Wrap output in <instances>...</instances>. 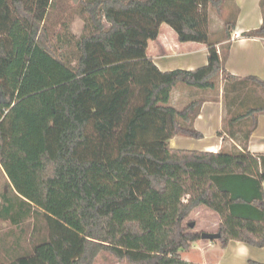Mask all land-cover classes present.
I'll return each instance as SVG.
<instances>
[{
  "label": "trees",
  "instance_id": "obj_1",
  "mask_svg": "<svg viewBox=\"0 0 264 264\" xmlns=\"http://www.w3.org/2000/svg\"><path fill=\"white\" fill-rule=\"evenodd\" d=\"M55 3L0 0V168L19 200L13 212L15 202L0 193V218L34 217L32 248L0 264H95L103 252L130 264H201L182 252L201 240L190 217L203 198L167 171L169 163L217 167L220 158L256 157L259 177L211 180L230 193L231 214L245 206L240 217L264 221V153L247 148L264 114V80L223 65L228 51L217 45L236 25L235 11L224 15L226 1L79 0L75 12L58 15L59 27L47 22ZM212 9L224 17L218 33ZM76 14L85 22L80 36L71 29ZM162 24L180 42L208 45V63L161 70L148 50ZM244 35L264 37V21ZM180 83L192 93L178 108L170 102ZM222 83L223 130L243 149L169 158L176 135L203 137L194 121ZM218 233L224 249L232 239L224 221ZM240 239L264 246V235Z\"/></svg>",
  "mask_w": 264,
  "mask_h": 264
},
{
  "label": "crops",
  "instance_id": "obj_2",
  "mask_svg": "<svg viewBox=\"0 0 264 264\" xmlns=\"http://www.w3.org/2000/svg\"><path fill=\"white\" fill-rule=\"evenodd\" d=\"M225 1L227 10L235 11L236 25L231 38L217 45L220 52L228 51L223 65L233 75L257 76L264 80V37L244 35L245 32L260 28L263 24L264 0ZM223 24L224 21H222L221 28ZM211 30L219 32V30H213L212 23ZM148 52L158 67L167 71L193 70L204 66L208 63L209 51L208 45L203 43L180 42L177 33L167 24H162L159 37L150 42ZM177 87L172 91L170 103L180 108L188 103L192 92L189 88H184L179 89L176 94ZM220 87L218 99L205 101L194 121L195 128L202 132L203 137L197 139L181 134L176 135L170 140L171 149L167 152L169 158L184 157L187 151L216 153L223 147L230 152L243 149L223 130L225 116L223 83ZM221 131L223 135L220 134ZM247 148L255 154L264 153V114L258 116L257 126L248 141ZM217 162L222 165L213 167L207 163L194 161L186 162L183 166L173 163L166 165L170 174L190 184L194 192L203 198V205L198 207L190 217L196 222V230L217 233L220 222L224 221L232 237L224 249L215 240L201 239L183 251L182 256L185 260L201 264H264V246H255L240 239L242 235L255 239L263 236L264 221L240 217L248 212L245 206H237L240 216L231 214L229 211L230 193L217 189L211 180L213 174L227 173H246L259 177L261 174L259 160L256 157L243 159L230 157L220 158ZM262 186L264 190V180ZM238 202L244 201L241 199ZM261 202L257 199L252 204L259 207Z\"/></svg>",
  "mask_w": 264,
  "mask_h": 264
},
{
  "label": "rangeland",
  "instance_id": "obj_3",
  "mask_svg": "<svg viewBox=\"0 0 264 264\" xmlns=\"http://www.w3.org/2000/svg\"><path fill=\"white\" fill-rule=\"evenodd\" d=\"M75 3L73 0H56L55 6L52 8V14L47 19L50 26L59 27L58 15L61 13L75 12ZM227 8L224 10V15L228 14ZM224 21V17L212 9L211 11V23L213 30H219ZM84 19L76 14L71 22V29L74 34L80 36L84 28ZM218 33V32H217ZM216 35V33H214ZM187 88L183 84H179L175 89V93L179 92V89ZM0 193H6L8 197L15 202L13 212L19 208L18 199H16L12 186L9 183L6 175L0 168ZM34 226V217L31 215L26 219H21L18 223H15L11 215L7 218H0V259L5 262H10L16 257L17 254H22L25 251H29L32 248L30 242V234L32 233ZM197 256V255H194ZM95 264H130L124 260H118L113 255L103 252L97 259Z\"/></svg>",
  "mask_w": 264,
  "mask_h": 264
},
{
  "label": "water",
  "instance_id": "obj_4",
  "mask_svg": "<svg viewBox=\"0 0 264 264\" xmlns=\"http://www.w3.org/2000/svg\"><path fill=\"white\" fill-rule=\"evenodd\" d=\"M79 0H73V2L76 4ZM220 238V233H210V232H202L201 239L203 240H218Z\"/></svg>",
  "mask_w": 264,
  "mask_h": 264
}]
</instances>
